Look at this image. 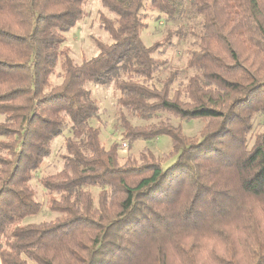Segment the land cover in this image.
I'll use <instances>...</instances> for the list:
<instances>
[{
    "label": "trees",
    "instance_id": "1",
    "mask_svg": "<svg viewBox=\"0 0 264 264\" xmlns=\"http://www.w3.org/2000/svg\"><path fill=\"white\" fill-rule=\"evenodd\" d=\"M101 1L111 43L76 63L66 33L88 0H0V264H170L174 254L200 264L193 240L203 235L224 246L215 264H264V132L251 137L264 114V66L238 45L247 37L264 62V0ZM149 8L173 23L185 11L198 18L192 75L158 58L170 41L144 44ZM89 83L115 85L119 106L144 122L120 112L123 139L168 136L174 161L164 167L147 154L121 164L118 144L107 149L92 123ZM165 115L208 125L195 140ZM65 131L62 171L40 180L58 195L48 207L58 217L24 224L43 211L33 173Z\"/></svg>",
    "mask_w": 264,
    "mask_h": 264
},
{
    "label": "rangeland",
    "instance_id": "2",
    "mask_svg": "<svg viewBox=\"0 0 264 264\" xmlns=\"http://www.w3.org/2000/svg\"><path fill=\"white\" fill-rule=\"evenodd\" d=\"M262 9L264 11V2L262 3ZM102 16L112 17L108 10L102 6L101 0H88L84 6L82 18L66 33V46L70 49L72 58L76 63L95 57L98 54V43H111L109 35L100 29ZM197 22L198 18L189 16L186 11L182 18L174 21V23L169 21L168 16L160 14L156 9L149 8L145 12L146 27L142 31L144 44L150 47L157 43L164 44L166 41H170L172 46L163 48L158 58L169 59L170 64L175 69L182 71L184 79L194 73L186 66L189 52L197 48L195 46L196 38L193 35L199 27ZM178 32L179 34H177ZM180 34L182 37H179ZM243 39H247V37L239 36L238 45L243 59L248 60V63H253L256 67L264 66V62L253 55L252 47H250V44L246 45ZM58 72L60 71L58 70ZM59 82L60 79L57 76L52 78V83L56 84ZM86 87L92 92V98L99 106L98 116L92 123L100 130L101 141L107 149L114 143L118 144L121 164H124L127 160L141 163V158L143 156L148 157L149 154L153 155L155 161L160 165L163 164L164 167H168L174 161L175 157L170 158L169 155L173 151V145L171 138L168 136H162L153 141L139 140L132 143L123 139L122 130L117 124L120 112H123L126 118L130 119L135 125H142L144 122L133 118L119 106V91L115 85L104 87L89 83ZM165 119H169L174 125H181L183 133L195 140L201 139L202 133L208 125L207 121L198 119L183 121L168 115H165ZM3 120L4 117L0 116V122ZM253 126V135L251 137L254 140L259 133L264 132V114H259L255 117ZM67 136L68 132L65 131L63 135L54 140L51 147V155L43 161L41 168L33 173L34 177L30 185L35 193V199L42 204L43 211L39 215L26 218L23 222L24 224L49 222L58 217V214L51 212L48 208L51 200L57 198L58 195L45 189L41 185L40 180L44 177L54 176L62 171L64 156L67 154ZM3 140L5 139L0 138V141ZM168 158L170 159L167 162ZM92 191L95 196L99 193L98 189H93ZM258 207L259 204H257ZM234 228H236V224L232 226V229ZM193 242L199 248L197 258L200 264H215L212 259V252L215 251L220 254L223 252V244L210 236H196ZM241 258L244 259V255H241ZM170 264H181V261L174 254L170 259Z\"/></svg>",
    "mask_w": 264,
    "mask_h": 264
}]
</instances>
